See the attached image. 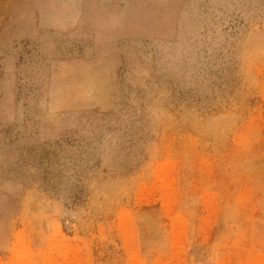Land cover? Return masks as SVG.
Returning <instances> with one entry per match:
<instances>
[{
  "label": "rangeland",
  "instance_id": "1",
  "mask_svg": "<svg viewBox=\"0 0 264 264\" xmlns=\"http://www.w3.org/2000/svg\"><path fill=\"white\" fill-rule=\"evenodd\" d=\"M0 264H264V0H0Z\"/></svg>",
  "mask_w": 264,
  "mask_h": 264
},
{
  "label": "crops",
  "instance_id": "2",
  "mask_svg": "<svg viewBox=\"0 0 264 264\" xmlns=\"http://www.w3.org/2000/svg\"><path fill=\"white\" fill-rule=\"evenodd\" d=\"M49 20L50 21H48L46 23L44 22V24H47V23L52 24V25H59L60 24V19H59V16L58 15L57 16H53V17H50Z\"/></svg>",
  "mask_w": 264,
  "mask_h": 264
}]
</instances>
